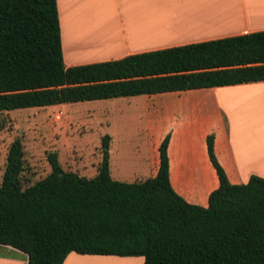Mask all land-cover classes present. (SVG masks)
Instances as JSON below:
<instances>
[{"label": "trees", "instance_id": "1", "mask_svg": "<svg viewBox=\"0 0 264 264\" xmlns=\"http://www.w3.org/2000/svg\"><path fill=\"white\" fill-rule=\"evenodd\" d=\"M264 81V30L66 67L56 0H0V112ZM111 137L96 174L50 172L23 187V145L14 138L0 183V245L27 264H63L70 252L143 256V264H264V178L232 184L206 138L218 186L207 205L172 187L166 134L154 176L111 178Z\"/></svg>", "mask_w": 264, "mask_h": 264}, {"label": "crops", "instance_id": "2", "mask_svg": "<svg viewBox=\"0 0 264 264\" xmlns=\"http://www.w3.org/2000/svg\"><path fill=\"white\" fill-rule=\"evenodd\" d=\"M56 4L66 67L264 30V0H56ZM239 90L248 95H234ZM262 96L264 81L129 97L140 101L148 117V133H170L167 148L170 180L174 176L175 181L190 185L199 180L195 165L201 156L197 158L184 148L176 149L172 132L177 135L178 130L193 138L197 132L203 131L204 138L209 131L214 132V154L230 183H246L251 175L264 178V135L246 142L247 132L224 125V117H231L238 108L264 106V102H259ZM159 144V136L149 142L150 157L147 155L148 160L143 157L145 164L133 172L138 181L156 174ZM205 150L203 157L209 159L207 147ZM213 171L216 175L214 168ZM109 172L115 180L117 170L113 171L110 154ZM177 189L182 193V188ZM207 195L199 205H207ZM18 252L8 256L0 252V264H27L26 254ZM143 261V256L70 252L63 264H143Z\"/></svg>", "mask_w": 264, "mask_h": 264}, {"label": "rangeland", "instance_id": "3", "mask_svg": "<svg viewBox=\"0 0 264 264\" xmlns=\"http://www.w3.org/2000/svg\"><path fill=\"white\" fill-rule=\"evenodd\" d=\"M234 95L248 94L239 90L235 91ZM259 102H264V96ZM238 109L231 117H224L225 127H238L237 129L247 132L249 136L246 142L252 138L263 137L264 132H260L264 129L263 104L256 105L252 109ZM147 118L140 101L133 97L2 111L0 112V183L8 147L14 138H19L23 145L25 167L21 177L23 187H27L50 172L51 168L46 156L50 151L57 153L64 170L93 177L101 160V138L105 134L111 137L109 154L113 171L117 170L115 180L138 182L133 172L141 168L143 163L145 164L144 158L148 160L147 155L150 157L149 142L157 140L158 136L161 142L166 134H170L168 132L157 134L156 131L148 133ZM207 134L214 135V132L209 131ZM172 135H175L173 145L177 150L184 148L182 150L192 151V155L201 157L198 159V165H195L196 171L200 173L197 177L199 180L189 185L185 181H175L173 176L170 180L171 185L177 193L180 192L177 186L182 188V193L178 194L189 202L200 204L204 202L203 198L206 197L207 192L213 190V186L217 187L218 179L210 160L203 157L206 151L204 133L197 132V136L193 138L178 130L177 135L174 132ZM0 252L7 256L19 253L1 245Z\"/></svg>", "mask_w": 264, "mask_h": 264}]
</instances>
